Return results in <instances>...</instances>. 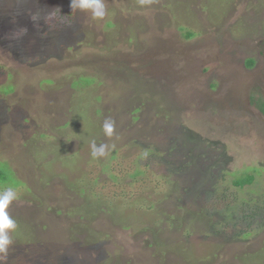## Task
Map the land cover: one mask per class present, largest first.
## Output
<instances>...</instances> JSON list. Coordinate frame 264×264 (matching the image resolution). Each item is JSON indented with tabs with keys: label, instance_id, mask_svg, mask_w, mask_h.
I'll use <instances>...</instances> for the list:
<instances>
[{
	"label": "rangeland",
	"instance_id": "374dc122",
	"mask_svg": "<svg viewBox=\"0 0 264 264\" xmlns=\"http://www.w3.org/2000/svg\"><path fill=\"white\" fill-rule=\"evenodd\" d=\"M200 2L0 0L5 264H264V201L227 211L264 191V0Z\"/></svg>",
	"mask_w": 264,
	"mask_h": 264
},
{
	"label": "clouds",
	"instance_id": "9594fccd",
	"mask_svg": "<svg viewBox=\"0 0 264 264\" xmlns=\"http://www.w3.org/2000/svg\"><path fill=\"white\" fill-rule=\"evenodd\" d=\"M71 7L75 10H91L93 17L103 18L106 15V8L103 0H71ZM33 21L37 19L32 17ZM103 129L107 135H112L114 122L106 121ZM106 146L97 147L95 142L92 144V155H105ZM18 193L13 188L0 190V264H5L9 246L12 243L10 231L17 227L16 220L9 215L8 207L17 198Z\"/></svg>",
	"mask_w": 264,
	"mask_h": 264
},
{
	"label": "trees",
	"instance_id": "16d2710c",
	"mask_svg": "<svg viewBox=\"0 0 264 264\" xmlns=\"http://www.w3.org/2000/svg\"><path fill=\"white\" fill-rule=\"evenodd\" d=\"M199 2H200V0H199ZM198 2V0H189V3L191 4V7L193 8L194 7V5L195 4H197V3H199ZM200 3H202V4H204L202 1L200 2ZM205 5V4H204ZM189 7V6H188ZM191 7H189V8H191ZM199 17H201V16H199ZM111 24V23H110ZM192 34H194V33H189V34H186V35H188V36H190V35H192ZM254 63H255V60L253 59V60H250V62L249 63H246V65L249 67V66H253L254 65ZM264 108V107H263ZM153 149H155V148H157L156 146H153L152 147ZM176 162H177V164L175 163V161H170L169 160V162H168V164L170 163H174V164H176V166H177V168H176V171H183V166H185V163H186V161L185 162H182V161H178V160H176ZM173 164V165H174ZM141 171H139V173H140ZM160 175V174H159ZM134 177L136 176V173L133 175ZM160 177H161V175H160ZM4 179V181H7L6 179L7 178H5L3 175H2V172L0 171V180H3ZM225 179V178H224ZM255 180H256V177H255V174L253 173V174H250V176H248L247 174H245V176L243 177H237L236 178V180H234L231 184H235L236 185V188L237 189H239V196L238 197H236L235 198V200L233 201L234 203L231 205L230 204V206H228L227 207V211L228 212H231V211H236L237 209L236 208H234V206L235 205H239L240 206V208L243 210L244 209V207H246V206H248L249 207V210H248V212L246 213V214H244V217H246V216H248V215H250V216H257V215H259V206H261V204H259V203H261V202H263L264 201V191H262V192H259V190L260 189H258L257 187H255V188H257V192H259V195L255 198V199H253V198H251L248 194H247V192H246V189L248 188V186L247 185H251V184H253L254 182H255ZM172 182H173V180H172ZM5 186H7V187H9V184L8 185H5ZM247 187V188H246ZM262 187H263V189H264V185H262ZM223 193L222 192H220V195H222ZM125 198H126V196H124ZM239 197H241V198H239ZM239 198V199H238ZM137 200H139V201H141L140 203H139V205L140 206H142V202L143 201H147L146 199L147 198H145L144 196H139L138 198H136ZM137 200H136V203H137ZM253 201H255V203L253 202ZM259 202V203H257V202ZM254 203V204H253ZM247 204V205H246ZM232 206H233V208H232ZM263 206V205H262ZM245 210V209H244ZM249 212H251V214H248ZM248 214V215H247ZM131 224V223H130ZM128 226V225H127ZM262 227L261 226H258V227H256V226H254V227H252L251 229H249V231H247V232H245L246 234L245 235H250V234H254V233H256V232H258V231H260V229H261Z\"/></svg>",
	"mask_w": 264,
	"mask_h": 264
}]
</instances>
